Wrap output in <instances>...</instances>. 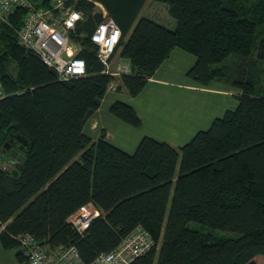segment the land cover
<instances>
[{
    "label": "trees",
    "instance_id": "16d2710c",
    "mask_svg": "<svg viewBox=\"0 0 264 264\" xmlns=\"http://www.w3.org/2000/svg\"><path fill=\"white\" fill-rule=\"evenodd\" d=\"M94 1L121 29L115 53L129 61V73L106 72L83 37L78 55L86 74L59 79L17 40L26 9L0 20V159L8 142V156L11 149L25 156L17 174L0 166L1 245L17 248L22 264L13 235L27 232L48 249L74 245L90 262L140 225L154 243L129 264H264V86L256 77V62L264 61V0L250 7L240 0H156L167 5L174 28L140 15L146 0H77L83 16L76 33L91 32L102 19ZM175 46L196 56L190 78L240 89L235 109L178 147L145 135L128 153L104 133L93 140L84 132L112 83L137 95ZM110 112L141 124L124 101H114ZM89 202L100 214L79 234L67 218ZM192 221L207 229L190 227Z\"/></svg>",
    "mask_w": 264,
    "mask_h": 264
},
{
    "label": "built area",
    "instance_id": "2783aa9c",
    "mask_svg": "<svg viewBox=\"0 0 264 264\" xmlns=\"http://www.w3.org/2000/svg\"><path fill=\"white\" fill-rule=\"evenodd\" d=\"M75 1L51 0L48 7H37L31 0H0V20L8 23L16 7L25 8L23 21L16 29L17 40L39 54L44 62L56 70L59 79L66 80L86 74L85 60L78 55L83 48L80 40L83 37H88L95 46L97 58L103 63L106 72L114 76L129 73V64L112 65L122 36L119 26L103 5L94 1L96 9L102 12V19L91 32L76 33L77 23L83 15L75 7ZM109 88L115 89V84L112 83ZM99 214V209L89 202L73 212L67 221L79 234H84ZM5 226L6 223L0 219V231ZM13 236L18 241L24 259L22 264H129L154 243L148 230L138 225L116 247L100 252L93 260L86 262L74 245L48 249L41 246L30 233L21 232Z\"/></svg>",
    "mask_w": 264,
    "mask_h": 264
},
{
    "label": "crops",
    "instance_id": "0c3cea01",
    "mask_svg": "<svg viewBox=\"0 0 264 264\" xmlns=\"http://www.w3.org/2000/svg\"><path fill=\"white\" fill-rule=\"evenodd\" d=\"M161 7L168 13L167 5L159 4L152 5V13ZM153 15L155 17L149 18L162 23L157 13ZM167 22L168 25L162 24L175 27V20L169 14ZM195 62L194 54L175 46L137 95H130L116 80L120 88H108L99 107L84 124V132L93 140L104 133L108 141L128 153L135 151L145 135L176 147L183 145L197 131L207 129L227 109H235L241 92L238 87L222 79H213L203 85L190 78L188 71ZM117 63L129 64V61L115 59L113 67ZM116 100L133 106L141 119L140 126H133L110 112V106ZM233 104H236L235 108H232Z\"/></svg>",
    "mask_w": 264,
    "mask_h": 264
},
{
    "label": "rangeland",
    "instance_id": "374dc122",
    "mask_svg": "<svg viewBox=\"0 0 264 264\" xmlns=\"http://www.w3.org/2000/svg\"><path fill=\"white\" fill-rule=\"evenodd\" d=\"M239 2L244 3L245 6H247V7H250L254 3V0H240ZM156 4L164 5V6L166 5L165 3L160 2V1L146 0L145 5L141 9L140 15L147 16V17H151V16L155 17L153 14L157 13L159 18H160V21L162 23H165L166 25H168V22H167L168 13L163 7H161L160 9H157V11L155 10V13L154 12L152 13V9H151L152 5H156ZM164 18H166V19H164ZM258 41H259V37L256 38V45H257ZM255 48H256V46L254 45L253 48H252L253 49L252 51H254V53H255ZM254 56L255 55L253 54L252 58H254ZM114 57H115V59L119 60V58H120L119 57V52H116V54L113 56V58ZM232 59H233L232 56H230V57H228L226 62L231 63ZM114 60L112 59V63L113 64H114ZM120 62H122V59H120ZM236 62L241 65V66H238V67L241 68V70L243 69L244 74H246V72H245V70H246L245 63L242 65V61L240 62V61L236 60ZM256 69L258 71V75H256V77H259V79L257 81V85H258V87L262 88L264 86V61L263 62H256ZM235 74L236 73H233L230 77H235L236 76ZM114 84H115V87H116L117 84L116 83H114ZM233 97H235V96H233ZM235 105L236 104H233L232 108L233 107L235 108ZM3 148H4V146L2 147V156H1V159H0V166L5 167V168H9L10 164H9L8 160L6 159L7 157L9 158V156L6 154L7 152H3ZM189 225H190V227H194V228H197V229H207L202 224H200L198 222H194V221L190 222ZM219 232L220 233L224 232L225 235H229V236H237V234H238V233L233 232V231H223V232L219 231ZM216 235L219 236L220 234H216ZM16 251H17V248H7V249H5V247H3L0 244V264H21L17 260V258L15 256ZM259 261L261 262V259H259Z\"/></svg>",
    "mask_w": 264,
    "mask_h": 264
},
{
    "label": "water",
    "instance_id": "95a60500",
    "mask_svg": "<svg viewBox=\"0 0 264 264\" xmlns=\"http://www.w3.org/2000/svg\"><path fill=\"white\" fill-rule=\"evenodd\" d=\"M17 138L20 139L19 136H17ZM11 140V139H10ZM25 142V141H24ZM9 146H10V143H6L4 145V148H3V152H7V150L9 149ZM9 158H8V162L9 164L12 166V169H11V172L14 173V174H17L18 171L21 169L22 167V163L25 159V156L23 153H20L18 152L17 150L15 149H11L9 151Z\"/></svg>",
    "mask_w": 264,
    "mask_h": 264
}]
</instances>
